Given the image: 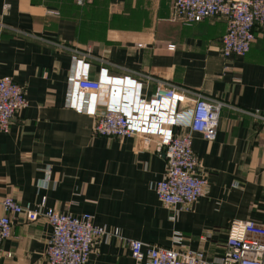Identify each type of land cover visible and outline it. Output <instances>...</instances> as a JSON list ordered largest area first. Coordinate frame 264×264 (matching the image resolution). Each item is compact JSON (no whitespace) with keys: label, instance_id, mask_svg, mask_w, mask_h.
Here are the masks:
<instances>
[{"label":"crops","instance_id":"crops-1","mask_svg":"<svg viewBox=\"0 0 264 264\" xmlns=\"http://www.w3.org/2000/svg\"><path fill=\"white\" fill-rule=\"evenodd\" d=\"M171 2L0 0V77H12L26 99L0 132V197L33 208L43 197L44 207L87 213L94 224L116 229L121 238L96 239L85 264H135L129 239L199 251L217 262L231 220L264 223V124L243 112H264V30L255 31L244 55L223 57L224 18L184 24L170 18ZM60 46L88 52L93 79L101 67L111 78L145 73L225 104L213 137L191 133L205 184L187 210L161 204L154 193L165 172L155 142L139 146L134 136L95 134L93 116L66 106L71 54ZM154 86L142 94L147 98ZM106 87L100 94L109 93ZM50 230L44 218L16 216L0 264H47Z\"/></svg>","mask_w":264,"mask_h":264},{"label":"built area","instance_id":"built-area-1","mask_svg":"<svg viewBox=\"0 0 264 264\" xmlns=\"http://www.w3.org/2000/svg\"><path fill=\"white\" fill-rule=\"evenodd\" d=\"M212 16L225 20V32L220 38L222 56H242L249 50L255 31L264 30V0L171 2L170 18L184 24ZM60 47L70 50L71 54L66 106L93 116L95 134L109 138L134 136L140 140L139 146L155 142V151L165 157V172L163 178L154 184V193L161 204L187 210L202 195L205 184L204 176L197 174L198 159L192 149L191 133L213 137L220 108L225 104L192 88L145 73L137 74L138 80L129 76L111 78L106 75L107 69L101 67L97 78L93 79L90 77L88 52ZM122 79L128 84L116 93V81ZM149 83L155 86L146 98L142 91ZM104 85L110 91L100 94ZM184 104H190V107L181 109ZM25 106L23 88L12 77L1 76L0 132L9 130L13 118ZM243 112L264 124V112ZM44 202L42 197L39 207L33 208L29 203L20 204L10 196L0 197V254L1 244L10 236L13 219L18 215H23L28 222L44 218L49 223L51 230L45 249L47 264H85L96 239L121 238L116 229L94 224L92 216L87 213L73 216L44 207ZM125 241L135 264H264V223L253 220H231L225 251L217 262L206 260L199 251L145 244L133 239ZM4 255L9 257L10 253L4 252Z\"/></svg>","mask_w":264,"mask_h":264},{"label":"bare ground","instance_id":"bare-ground-1","mask_svg":"<svg viewBox=\"0 0 264 264\" xmlns=\"http://www.w3.org/2000/svg\"><path fill=\"white\" fill-rule=\"evenodd\" d=\"M125 82H127V80H125ZM115 92L117 93V89L115 90Z\"/></svg>","mask_w":264,"mask_h":264}]
</instances>
